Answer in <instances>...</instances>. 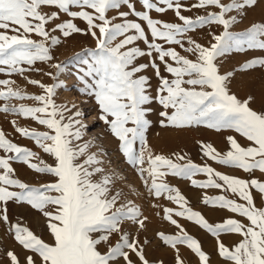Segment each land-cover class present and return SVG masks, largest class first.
<instances>
[{
    "label": "snow or ice",
    "instance_id": "6c2138e0",
    "mask_svg": "<svg viewBox=\"0 0 264 264\" xmlns=\"http://www.w3.org/2000/svg\"><path fill=\"white\" fill-rule=\"evenodd\" d=\"M161 2L167 5V9L174 8L183 23H165L153 19L149 14L151 10L164 12L167 9L157 7L152 0H143L146 11L142 12H136L130 0H0V72L8 75L23 74L28 70L23 65L32 66L37 61L53 60L51 46L59 45L61 40L52 36L47 26L59 19L61 13L86 21L87 31L79 28L72 20L55 24L51 31H59L65 38L83 32L96 40V47L85 52L89 59L84 60L87 68L80 77L85 84L83 91L95 96L103 113L101 118L121 142L120 147L127 161L137 168L142 178L147 173L151 184L148 185V179L144 183L149 186V191L156 197L167 193V198L180 208L179 211L164 209L165 218L180 228V234L159 233L160 238L173 248L177 244H185L196 254L201 264H209V256L202 250L200 242L173 219V215L185 217L217 239L222 233L238 234L242 237L231 248L218 239V254L230 264H264V207H257L253 196V190L264 196V182L255 178L245 180L222 174L210 166H200L190 160L180 163L185 160L182 155H177L175 160L164 155H154L148 147L145 135L151 123L146 114L151 109L144 107L152 102L153 97L148 92L149 78L140 75L149 65L135 64L138 57H151L155 51L157 58L165 64L166 71L173 77L169 80L160 76L159 65L155 60L150 61L161 81L155 99L165 109L160 113L165 118L161 121L163 126L185 128L203 125L217 131L232 129L251 142L250 146H241L234 137H228L230 149L226 154L222 155L211 144H202L203 154L222 165L233 166L249 173L255 170L264 173V112H257L250 106L253 97L241 100L230 92L228 83L233 74H221L215 62L217 57L231 48L264 49V39H261L264 37V24H255L244 33L233 34L228 29L236 22L235 17L225 18L226 13L253 6L257 0H233L227 5L221 0H198L193 7L216 6L220 11L195 19L181 15L182 5L179 0ZM122 4L128 5L135 15L147 22L153 40H163L183 47L178 37L205 25H223L224 32L214 36L216 42L210 47L190 39L191 47L186 50L197 55L194 61L180 55L175 48L165 49L161 44L148 42L140 23L126 21L113 24L107 13L111 9H118ZM43 7L54 8L56 11L44 12ZM73 7L81 10L73 11ZM120 15L127 17L128 13ZM133 31L135 34H127ZM9 32L13 34L10 35ZM33 34L41 39H32ZM121 36L124 38L114 44L117 37ZM138 40L148 42L149 51L128 47ZM166 58H170L174 64L169 63ZM257 65L264 66V58L245 63L241 70L255 68ZM53 67L58 71L62 70L61 64H54ZM85 77L92 78L93 83L89 84ZM29 82L39 85L44 94L27 96L11 87L14 81L0 80V86L6 88L5 91H0V99H33L38 102V106L21 104L17 107L5 103L0 111L31 117L39 124L47 126L51 132L21 127L16 130L33 139L45 153L55 158L56 163L54 166L43 161L39 164L33 163L32 160L37 154L13 143L0 130V149L10 154L0 156V204L4 205L0 208V220L9 223V202L27 204L47 218L53 243L46 242L19 222L9 224V231L13 233L15 241L23 249L38 256L39 264H118L120 259L127 264H133L129 250L139 257L142 264H149L140 241L130 239L127 232L121 231V223L126 219L132 220L143 229L147 218L139 219L142 214L131 203L117 207L120 194L109 197L111 177L104 176L100 182H93V175L103 171L100 167L89 170L92 165L101 163L94 155L89 156L83 163L77 162L86 152L87 145L78 149L72 146L73 139L81 138L79 129L72 130L79 121L63 123V112L67 109L57 106L53 101L55 89L59 85H44L36 80ZM185 84L191 87L186 88ZM167 109H172L171 113ZM76 115L80 114L77 112ZM129 124L133 126L129 127ZM137 141L139 150L135 147ZM12 160L23 162L38 173L50 174L55 180L39 187L30 186L14 178L15 169L10 163ZM146 162L148 167L144 168ZM197 173H204L209 179L206 182L193 179V186L230 191L243 201L240 203L225 196L205 197V204L227 209L245 218L248 223L228 218L222 223L210 224L201 213L187 206L188 201L178 188L169 186L163 180L169 174L191 179ZM213 177L222 183H218ZM50 207L54 210L49 211ZM94 233L100 235L94 238ZM113 235L119 236L114 244L111 243ZM102 243L107 245L106 252H101L98 248ZM7 255L11 264H21L15 252L10 251ZM25 260L26 264H36L31 255ZM177 264H183V261L178 258Z\"/></svg>",
    "mask_w": 264,
    "mask_h": 264
},
{
    "label": "rangeland",
    "instance_id": "374dc122",
    "mask_svg": "<svg viewBox=\"0 0 264 264\" xmlns=\"http://www.w3.org/2000/svg\"><path fill=\"white\" fill-rule=\"evenodd\" d=\"M157 7L167 9V5L163 4L161 0H152ZM175 2V0H174ZM225 5L231 4L233 0H221ZM181 7V15L195 19L198 16H207L209 13H218L220 9L216 6H207L205 8L193 7L198 0H179ZM130 4L134 6L136 12L146 11L143 5V0H130ZM73 11H80L81 9L73 7ZM92 11L91 9H86ZM42 11L52 12L56 11L54 8L43 7ZM121 13H128L127 17H122ZM153 19L165 22L182 24L183 22L176 15L174 8L167 9L164 12H157L155 9L150 13ZM108 18L113 24H121L126 21L140 23L144 28L148 37V42H155L161 44L165 49L175 48L180 55L189 59L196 60L197 55L189 52L186 49L191 47L189 40H194L197 43L210 47L215 43L214 36L221 35L224 32L223 25L209 24L202 28L189 31L178 37L183 43V47L176 44H169L163 40H153L151 30L147 26V22L143 21L135 15L132 8L128 5L122 4L118 9H111L107 13ZM235 17L236 22L228 29L233 34L244 33L255 24H264V0H257L253 6H246L240 10H233L225 14L226 19ZM72 20L77 26L87 31L88 25L86 21L80 18H72L67 14L61 13L60 18L50 23L47 27L52 36L60 38L61 43L56 46H51L53 60L42 62L37 61L34 65H23L26 70L23 74L13 73L8 75L6 72H0V80L14 81L11 87L14 90H19L27 96H36L44 94V90L36 84L29 81H40L44 85L55 86L53 101L57 106L66 108L63 112V123H69L70 120L79 121L75 124L73 131L77 129L81 132L80 139H73V148L78 149L81 146L87 145V150L84 155L78 158V163H83L89 156L94 155L101 163L92 165L89 170L95 167L103 169L100 173H95L92 177L93 182H100L104 176L111 177V186L109 185V197L119 193L117 207L124 204L131 203L137 207L141 216L139 219L147 218L145 220V227L141 229L139 225L132 220H124L121 223V231L127 232L130 239H138L141 246L144 248L145 258L149 264H177V260L183 261V264H201L199 258L191 249L185 244H177L176 248L165 244L160 238L159 233L166 235H179L180 228L173 225L165 218L164 209L172 208L174 211H179V205L167 198V193L160 197H156L149 191L151 180L147 173L142 178L137 168L132 166L127 157L123 154L120 144L121 142L113 135L110 127L101 118L103 113L95 99L94 95L83 91L85 89L84 82L80 79L86 70L87 65L84 60L89 59L85 52L88 49L96 47V40L91 35L82 33H75L70 37H63L59 31L52 32L55 24ZM9 34H13L9 32ZM99 34V33H97ZM128 35L135 34L133 32ZM32 39L40 40L41 38L32 35ZM124 37H117L115 43H119ZM264 39V37H261ZM148 42L138 40L133 45L128 47H139L141 50L149 51ZM50 44V41H49ZM127 50V49H124ZM158 54L153 51L152 56L138 57L135 61L136 65L148 64L149 67L145 69L140 75H145L149 78L148 92L153 97L151 103L145 105L147 109H151L146 114V118L151 122L146 131V139L148 147L154 155H164L175 160L177 155L185 157L184 161L180 163H187L189 160L200 166H210L214 170L234 176L245 180L252 178L264 182V173L255 170L252 173L245 172L242 169L226 166L217 163L203 154L202 144H211L217 149L219 153L226 154L230 149L228 137H234L241 146H250L251 142L247 141L241 134L232 129H222L220 131L210 129L206 126H191L185 128H177L173 126H163L161 121L165 118L160 115L165 111L162 105L158 103L155 98L158 95V88L160 86V77L156 75L155 69L151 66L150 61L155 60L160 67V76L167 77L169 80L173 79L172 75L166 71L165 64L158 58ZM264 58V49H245L237 50L231 48L222 56L217 57L216 64L221 74L232 73L229 78L230 92L237 95L241 100L247 99L249 96L253 97L250 106L257 112H264V66L257 65L255 68L248 70H241L242 66L254 59ZM169 63H173L170 58H166ZM54 64H61L62 70L58 71ZM175 66V65H174ZM51 73L52 75H48ZM53 77H56L55 79ZM61 77V79H60ZM187 79V77L185 78ZM89 84H92V78L85 77ZM63 87V88H62ZM184 87H191L185 84ZM4 86H0V91H5ZM197 90L199 88L197 87ZM5 103L20 106H38V102L33 99H12L11 101H4L0 99V107ZM171 113L172 109H167ZM80 115H76V113ZM59 119V116L57 117ZM111 119V117H109ZM15 121V123H13ZM129 127L133 125L129 124ZM17 127L27 128L39 132H51L45 125L39 124L31 117L25 118L22 115L13 113H4L0 111V130H3L6 137L13 143L35 152L37 157L33 158V163H40L43 161L48 165L54 166L56 161L53 156L45 153L33 139L27 138L20 134ZM135 147L139 150V141ZM3 149H0V156H8ZM147 157V153L145 154ZM12 167L15 169L14 178L29 184L30 186L39 187L44 184L54 182L55 177L47 173H38L31 169L27 164L12 160L10 161ZM148 167L147 162L143 165ZM218 183H222L218 178L213 177ZM148 179L146 186L144 180ZM206 182L209 177L204 173H197L191 179L178 177L174 175H166L163 180L169 186L178 188L180 193L187 199V206L193 211L201 213L210 224H218L224 222L228 218L237 219L245 224L248 221L232 213L227 209L205 204L203 202L205 197L215 198L218 196H225L228 199L237 200L243 203L238 195L218 189L214 187H196L193 186L192 180ZM113 186V187H112ZM122 188V189H121ZM18 191L19 189H12ZM253 196L257 207H264V196L253 190ZM4 205L0 204V208ZM9 223L0 220V264H11V259L7 255L8 252H15L21 261V264H26L25 258L29 255L33 256L36 264H39V257L32 252L25 250L15 241L13 233L9 231V224L19 222L23 226H27L36 235L40 236L48 243H53V237L47 227V218L38 210L31 208V206L24 203L9 202L7 204ZM49 211L54 210L49 208ZM173 219L193 238L200 242L202 250L209 256V264H230L218 254V239L222 241L229 248L235 246L242 237L238 234L222 233L219 238L213 236L206 229L197 225L185 217L173 215ZM100 233H94V238L98 237ZM119 239L118 235H113L111 243H115ZM101 252L107 251V245L101 244L98 246ZM129 257L133 264H142L139 257L129 250ZM118 264H127L126 261L120 259Z\"/></svg>",
    "mask_w": 264,
    "mask_h": 264
},
{
    "label": "bare ground",
    "instance_id": "6f19581e",
    "mask_svg": "<svg viewBox=\"0 0 264 264\" xmlns=\"http://www.w3.org/2000/svg\"><path fill=\"white\" fill-rule=\"evenodd\" d=\"M60 79H61V77H60ZM63 88V87H62ZM111 186V185H110ZM113 187V186H112ZM122 189V188H121Z\"/></svg>",
    "mask_w": 264,
    "mask_h": 264
}]
</instances>
